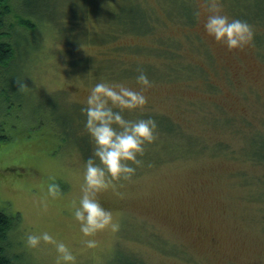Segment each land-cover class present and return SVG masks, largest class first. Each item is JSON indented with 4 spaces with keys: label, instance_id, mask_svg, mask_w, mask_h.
<instances>
[{
    "label": "rangeland",
    "instance_id": "374dc122",
    "mask_svg": "<svg viewBox=\"0 0 264 264\" xmlns=\"http://www.w3.org/2000/svg\"><path fill=\"white\" fill-rule=\"evenodd\" d=\"M43 1L56 12L70 4L96 14L108 11L107 0ZM136 1L149 10L153 28L111 44L135 48L120 52L122 72L111 77L93 72L109 45L67 46L62 35L53 36L48 19L44 32L39 27L28 33L21 58L27 89L15 85L7 94L11 105L0 107L9 136L0 145V211L19 218L12 238L19 241L22 264H55L53 245L41 242L32 249L25 243L28 232L43 230L69 243L77 264H264V160L258 154L264 144V59L258 45L264 41L256 45L253 37L239 50L215 42L204 29L212 0H188L195 13L191 25L183 23L187 0ZM219 2L232 16L228 7L235 0ZM80 23L89 31L99 27L91 18ZM164 48L169 52L161 56ZM84 57L94 62L70 64ZM135 68L153 71L147 73L153 86L145 108L126 115L155 116L163 126L170 121L194 146L179 153L171 144L169 151L161 143L147 145L134 176L99 194L119 229L99 233L96 247L88 248L72 215L85 161L63 140L61 122L72 104L84 106L99 80L140 87ZM53 177L61 185L58 197L47 193Z\"/></svg>",
    "mask_w": 264,
    "mask_h": 264
},
{
    "label": "trees",
    "instance_id": "16d2710c",
    "mask_svg": "<svg viewBox=\"0 0 264 264\" xmlns=\"http://www.w3.org/2000/svg\"><path fill=\"white\" fill-rule=\"evenodd\" d=\"M104 3H106L105 0ZM107 3L109 5H105L108 10L107 13L103 9V13L96 14L94 9L77 7L75 4L64 6L56 12V8H48L46 6L48 3L43 0H0V107L7 105L9 102L7 94L15 91V85L21 90L20 92L24 93L27 89L24 86V78L22 77L24 60L21 58H24V52L27 50L28 33L36 28L39 29V27L43 32L46 30L43 19L51 21L50 29L53 30L51 31L53 36L56 38L57 35H62L67 46L74 43L95 44L94 46L109 45V47H106V51H100V55L105 56H101L99 62L95 61L96 65L93 67V72L95 76L108 74L111 77L116 74L118 69L117 73L121 74L122 63H120L118 55L121 51L135 50V48L123 47L117 44L111 47V44L125 34L140 36L149 34L153 28V19L149 10L136 0H107ZM231 8L228 7L233 17L247 20L256 28L254 31L256 45L260 44L258 41H264V0H235L234 6H231ZM185 16L183 23L191 25L195 16L191 4L189 9L186 8L183 12V17ZM175 17H179V15ZM87 18H91L99 24L98 30L89 31L78 28V24H81L80 21ZM67 23L73 24V26H68ZM37 46L38 44L34 43L32 46H28V50L30 48L35 49ZM258 46L263 49L261 55L264 59V42ZM65 50L66 53L70 52V47ZM160 50L163 53L161 56L169 52L167 48ZM91 58L71 59L70 64L73 66L74 63H78L82 67H87L93 61L90 60ZM137 69L135 68L133 72L138 73ZM127 70L132 71V69ZM147 73L152 75L153 71L148 70ZM10 102L12 101L10 100ZM10 102L9 105H11ZM17 105L19 106V104ZM82 107L79 104L71 105L67 120L61 122L63 127L61 133L63 140H68L74 147L78 148L83 160L86 161L88 156L92 154L93 144L84 127L86 117L81 111ZM50 112L57 113L56 107L50 106ZM1 113L0 116H2ZM157 125L159 136L154 144L161 143L164 150L169 151L171 144L174 149L178 148L179 153H182L185 147L194 146V142L183 136L170 121L168 126ZM8 139L9 136L5 133L0 119V145L7 142ZM185 139L187 142H185ZM258 147L260 148V151H258L259 156L261 155L260 159L264 160V144ZM170 155L172 156V154ZM18 219L17 215L9 216L0 211V264H22L21 257L23 253H19L20 251L15 247L19 241L12 238V233L17 231Z\"/></svg>",
    "mask_w": 264,
    "mask_h": 264
},
{
    "label": "clouds",
    "instance_id": "9594fccd",
    "mask_svg": "<svg viewBox=\"0 0 264 264\" xmlns=\"http://www.w3.org/2000/svg\"><path fill=\"white\" fill-rule=\"evenodd\" d=\"M211 11L204 20L205 32L228 50L247 46L254 37V27L247 20L230 16L223 11L219 0H212ZM134 87L125 81L99 80L90 86L84 106V127L93 144L92 154L84 162L83 182L78 199L72 201V215L78 222L83 244L95 248L97 235L105 230L117 231L119 221L113 210L102 203L100 193L115 189L117 181L132 178L142 164L146 146L159 136L158 125L152 116L130 115L142 111L149 102L146 92L153 86L143 68H138ZM47 193L51 197L62 195L61 185L50 178ZM41 242L54 246L55 264H77L72 246L48 230L26 234L25 243L37 249Z\"/></svg>",
    "mask_w": 264,
    "mask_h": 264
},
{
    "label": "bare ground",
    "instance_id": "6f19581e",
    "mask_svg": "<svg viewBox=\"0 0 264 264\" xmlns=\"http://www.w3.org/2000/svg\"><path fill=\"white\" fill-rule=\"evenodd\" d=\"M3 115H4V114H3ZM5 117H6V116H5ZM8 118H9V117H8ZM3 119H4V117H3ZM5 120H6V119H5ZM28 123H29V122H28ZM37 123H38V122H37ZM37 123H36V124H37ZM5 128H6V127H5Z\"/></svg>",
    "mask_w": 264,
    "mask_h": 264
}]
</instances>
